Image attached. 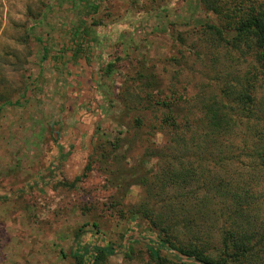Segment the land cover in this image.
Instances as JSON below:
<instances>
[{
	"label": "rangeland",
	"instance_id": "374dc122",
	"mask_svg": "<svg viewBox=\"0 0 264 264\" xmlns=\"http://www.w3.org/2000/svg\"><path fill=\"white\" fill-rule=\"evenodd\" d=\"M211 2L216 12L201 0H0V264H79L83 250L88 264L94 245L111 249L96 264H181L165 247L150 257L140 240L155 247L157 232L136 212L167 213L159 199L179 196L174 246L264 264V171L242 148L264 131V85L258 50L234 29L264 0ZM121 16L107 44L98 30ZM246 78L255 119L230 113L216 146L201 142L206 108ZM181 167L193 172L183 188L161 189L158 176ZM201 172L251 196L254 237L236 261L221 243L231 215L191 208L210 197Z\"/></svg>",
	"mask_w": 264,
	"mask_h": 264
},
{
	"label": "trees",
	"instance_id": "16d2710c",
	"mask_svg": "<svg viewBox=\"0 0 264 264\" xmlns=\"http://www.w3.org/2000/svg\"><path fill=\"white\" fill-rule=\"evenodd\" d=\"M201 3L207 5L210 11L216 12V8L212 6L211 0H201ZM234 29L237 32V36L249 37L253 46L258 50V53L255 55L257 75L259 81L264 85V13L245 16L236 23ZM41 60H44V58H41ZM243 82L245 85L244 88H240L236 93L232 90L225 91V96L230 98L229 103L226 102L223 106L213 104L206 108L203 115L207 121V129L201 136V142L209 143V141H211V143L214 144L213 147H215L217 137L224 136V134H227L231 130L233 120L230 113H235V115L241 117L243 116L246 119V123L250 122V119H255V113L258 112L259 105L257 104L258 102L255 96L252 94L255 88L247 78L244 79ZM5 104L13 105L8 101H5ZM254 128L251 129L253 130ZM207 132L211 134L209 138L207 137ZM249 137L248 145L246 144L242 148L247 149V157L251 163L253 162L255 164V169H262L264 171V131L252 133ZM187 169L181 167L180 169L173 168L168 170L166 168L162 175L158 176L162 185L161 189L176 188L180 191L189 174L193 175L192 169H190V171ZM249 170L253 171L252 169ZM201 175L204 177L202 181L205 183L204 191L206 194L208 193L207 195H210V197L204 196L201 201L197 202V204L191 208L193 209L196 207V214H204L210 210L211 212H219V210H221L231 215L230 218L233 224L232 229L222 233L221 243L224 249L233 251V253L230 254V258L236 261L239 256H244V249L247 243L254 237V232L249 230L248 220L246 219V212L253 205L249 200L251 196L247 191H242L243 194H241L236 188H232L231 191V183L227 181L215 179L213 183V180H206V176H204L202 172L200 176ZM195 182L197 183V180ZM179 197L176 202L159 199L157 204L161 205V208H163L162 210L167 212H164V214L159 213L158 210H148L142 206L136 208L137 214L140 216L142 215L147 225L157 232L159 241L155 247L148 244L146 239L143 241L140 240L144 243L145 249L150 257L152 259H157L159 250L165 247L169 254L178 259L181 264L186 261L195 262L196 264H227L228 262H224L223 259L211 260L196 249H182L173 245L171 241L173 237L171 232L174 224L168 222L173 220V215L182 213L184 207L187 205L186 202L179 200ZM226 197H228L227 202H225ZM215 198L217 200H215ZM172 212L176 213L171 214ZM191 223L192 222H189V226L184 225L189 231H191ZM93 227H95V225H93ZM262 229L264 230V221ZM134 241L137 240L134 239ZM83 252L86 254L85 250H83L82 253ZM82 253L77 254V256L72 254L74 258L78 259L79 264L83 262L82 258L84 256ZM110 255V248L94 245L91 255L88 256L87 263L96 264L101 261L102 257Z\"/></svg>",
	"mask_w": 264,
	"mask_h": 264
},
{
	"label": "crops",
	"instance_id": "0c3cea01",
	"mask_svg": "<svg viewBox=\"0 0 264 264\" xmlns=\"http://www.w3.org/2000/svg\"><path fill=\"white\" fill-rule=\"evenodd\" d=\"M129 19V18H128ZM123 18L122 16L117 21H111L109 20L106 23H103L100 30V36L102 37L105 35V38L107 40L106 43H115V41H118L121 39V35L125 32L126 27L129 24V20ZM128 20V21H125Z\"/></svg>",
	"mask_w": 264,
	"mask_h": 264
}]
</instances>
